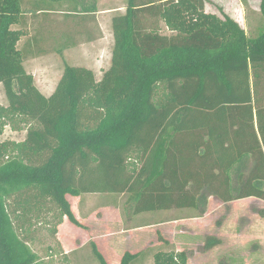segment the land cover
<instances>
[{"label":"trees","instance_id":"trees-1","mask_svg":"<svg viewBox=\"0 0 264 264\" xmlns=\"http://www.w3.org/2000/svg\"><path fill=\"white\" fill-rule=\"evenodd\" d=\"M42 1L0 0V84L8 101L0 104V135L16 118L29 124L11 148L0 138V264H41L9 209L12 197L32 190L56 204L59 223L67 216L78 226L68 195L128 193L135 214H204L206 190L223 202L264 200V0L252 35L229 15L207 12L206 0H127L112 17L111 64L102 77L66 63L48 96L24 64L46 50L20 47L27 30L14 26L29 13H47L49 1L65 22L98 24L99 0ZM162 22L172 34L162 33ZM75 33L54 50L76 45ZM85 33L84 41L97 39L91 28ZM47 152L44 162H32ZM219 243L209 236L205 248ZM144 253L126 252L121 264ZM187 260L184 250L155 255V264Z\"/></svg>","mask_w":264,"mask_h":264},{"label":"rangeland","instance_id":"rangeland-1","mask_svg":"<svg viewBox=\"0 0 264 264\" xmlns=\"http://www.w3.org/2000/svg\"><path fill=\"white\" fill-rule=\"evenodd\" d=\"M207 1L209 10H214L213 4L217 3L213 0ZM99 2L102 13L97 14L98 23L100 20L105 31V39L102 42L87 46L78 44L65 49L63 54L50 52L51 54L42 56L44 59L25 63L27 71L42 83L45 95L52 93L46 90L50 89L57 79L58 83L66 63L93 66L97 69L99 79L101 69L98 68H105L107 63L103 65L94 61V53L99 50V58L102 53L103 56L105 53H108V57L110 54L112 56V17L125 10L127 0ZM259 3L253 2L252 6ZM251 8L250 3L248 9L245 7L246 22L248 21L245 28L248 35L256 31L259 18L249 11ZM58 19L61 25L65 23L62 14H58ZM72 26L71 22L68 26L70 30L73 29ZM161 28L163 34H172L163 22ZM59 44L56 47H59ZM0 104H8L1 84ZM28 128L29 124L16 118L5 126L0 138L7 141L11 148L12 142L25 139ZM48 154L47 152L42 157L33 156L32 162L40 164ZM251 166L249 160L247 170ZM205 194L208 196L207 211L200 215L199 211L193 208L135 214V202L130 201L128 193H87L80 198L71 196L69 200L74 207L76 218V213L82 216L80 221L77 219L81 226L73 224L67 216L59 223L60 213L56 204L41 198L34 190L12 197L9 200V209L18 232L39 255L41 264H100L94 256L91 242L96 243L108 264H113L112 260H116L115 264H121L118 262L126 252L141 251L145 253L134 264H155V255L158 252L183 250L188 254L186 264H264V200L246 197L223 202L208 190ZM105 205L107 208L104 210ZM148 226L151 228L147 229ZM54 228L57 229L56 234L53 233ZM129 231L132 232L131 235ZM209 236L220 239L221 243L207 250L205 244ZM127 240L139 244L130 248L127 247ZM118 244L121 247L115 250ZM106 247L113 249L117 255H111Z\"/></svg>","mask_w":264,"mask_h":264},{"label":"crops","instance_id":"crops-1","mask_svg":"<svg viewBox=\"0 0 264 264\" xmlns=\"http://www.w3.org/2000/svg\"><path fill=\"white\" fill-rule=\"evenodd\" d=\"M214 2L217 3V5L213 4V7H215V9L213 10H209V6H208V1L206 0L205 2V9L207 12H211L214 14H217L220 17H224L225 14L229 15L231 18H233L235 21H237L245 30V25L248 23L247 20V11L245 9V6L243 4V2L241 0H213ZM22 2H25L26 4L29 5V3L31 4H35V2H43L42 0H22ZM51 2L49 4V11H47V13L43 14L42 12H38L36 16H34L33 18L30 17L32 14L29 13L28 16L26 15L23 22L15 25L14 28H24L25 30H27L26 34L23 36L22 40L19 43L20 47L23 46H28V48H32L35 49L36 47H41L44 50H46V52L44 54L41 55H35L34 57L27 59L24 64L33 61H37L40 59H44L45 57L42 56H47L49 54H51L50 52H57L54 49L56 48L58 43H61V40H65V37H70L68 34V31H73L74 33L76 31H79V33H75L72 34V36L74 35L77 40V44L71 47H75L79 45L82 46H87L90 44H96L99 42H102V40L105 39V31H103V26L99 20V23L96 24V22H92L91 24L88 21H82V23L80 25H76L73 23V29L70 30L69 29V24L68 22H65L63 25H65L64 27H62L63 25H61V21H59L58 19V14H62V10H60V7L58 5V3H54L53 1H49ZM248 2L251 5V9H249L250 12H252L254 15L258 16V22L260 21L261 18V3L262 0H248ZM253 2H260L259 4H257V6H252ZM100 5V2L99 4ZM102 9L99 8L97 14L102 13L101 11ZM122 11V10H121ZM96 14V18H97V22H98V15ZM223 14V15H222ZM257 22V23H258ZM95 25H99V28L101 27V31L98 28H93L92 26ZM68 28V30H67ZM81 28V29H80ZM90 28L94 31V36H97V39L93 40V41H84L88 34L85 33V31L90 30ZM103 32V33H102ZM70 48V47H69ZM67 48V49H69ZM64 53V51H63ZM101 52H99V50L95 51V55H94V61H98L99 64H105V62L107 63L105 65V68H98L100 70V77L99 79L102 77L103 72L110 66L111 64V54L108 57V53H105L103 56V53L100 55ZM46 54V55H45ZM103 56V57H102ZM98 64V65H99ZM86 67L92 69L95 74H96V68L93 66H87ZM46 70H49L46 68ZM35 77V76H34ZM48 77V76H46ZM96 77L98 79V75L96 74ZM44 78V77H43ZM59 78V77H58ZM45 79V78H44ZM58 80V79H57ZM57 80L55 81V83H53L52 87L46 91L48 92H53V90L55 89V86L57 84ZM35 81H36V85L38 86V88L45 93L44 91V87L38 82V80H36L35 77ZM42 82V81H40ZM69 197H71V195H68L67 198L69 199ZM73 198H80V196H72ZM70 201V200H69ZM71 203V202H70ZM103 207H101L100 209H102ZM106 205L103 208L104 210L106 209ZM73 211L74 207L72 206ZM102 209V210H103ZM103 210V211H104ZM76 213V212H75ZM77 219L80 221L81 220V215L79 216V214H77ZM65 224V223H63ZM74 224V223H73ZM64 226V225H63ZM152 226V225H151ZM151 227H147V229H149ZM60 231H61V226H60ZM129 235L132 234V232L129 231ZM61 235V234H60ZM110 236V235H109ZM108 237V236H107ZM127 239L129 240V237H127ZM127 240V247H132L135 248L136 244L139 243H134L132 242V240L128 241ZM121 246L118 244L114 249L116 250L117 248H120ZM106 250L108 251L109 249L106 247ZM112 255V253L116 254V252L112 250H109ZM108 251V252H109ZM133 253H137V252H133ZM122 259V258H121ZM121 259L118 263H121ZM116 260H112L113 264H115Z\"/></svg>","mask_w":264,"mask_h":264}]
</instances>
